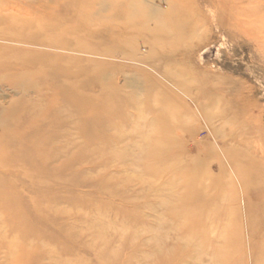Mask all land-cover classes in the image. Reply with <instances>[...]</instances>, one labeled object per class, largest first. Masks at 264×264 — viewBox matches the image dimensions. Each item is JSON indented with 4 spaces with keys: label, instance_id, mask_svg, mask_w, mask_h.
Masks as SVG:
<instances>
[{
    "label": "rangeland",
    "instance_id": "rangeland-1",
    "mask_svg": "<svg viewBox=\"0 0 264 264\" xmlns=\"http://www.w3.org/2000/svg\"><path fill=\"white\" fill-rule=\"evenodd\" d=\"M259 166L264 0H0V264H264Z\"/></svg>",
    "mask_w": 264,
    "mask_h": 264
},
{
    "label": "bare ground",
    "instance_id": "bare-ground-1",
    "mask_svg": "<svg viewBox=\"0 0 264 264\" xmlns=\"http://www.w3.org/2000/svg\"><path fill=\"white\" fill-rule=\"evenodd\" d=\"M92 15V14H91ZM97 17V16H96ZM207 52V50L204 52V53H206ZM6 60V59H5ZM28 75V74H27ZM24 76V75H23ZM41 76V75H40ZM38 77V76H37ZM26 78H29V77H26ZM41 78H42V76H41ZM20 81L21 80H23L24 78L23 77H19L18 78ZM29 80V79H28ZM18 83V82H17ZM35 83V82H34ZM49 83H52V80H49V81H47V79L45 80V77L42 79V80H40L39 82H38V87H36L37 88V94H39V95H41V93H42V89L44 88V87H48V85H49ZM31 85V84H30ZM43 87V88H42ZM64 91L63 90H61V93H62V95L64 94L63 93ZM60 93V94H61ZM258 143V142H257ZM6 145V144H5ZM11 156V155H10ZM15 163V162H14ZM16 165V164H15ZM17 166V165H16ZM254 175L257 177V178H260V179H262V181H263V184H260V186L257 188V191L256 192H260V191H264V168L263 167H261V166H259V167H256L255 169H254ZM245 177V176H244ZM261 181V180H260ZM187 184H188V186H189V188H191V186H193L190 182H187ZM188 188V189H189ZM113 191V190H112ZM185 191H186V189H185ZM193 192V194L195 193L196 194V192L195 191H192ZM200 195V194H199ZM184 204H186V206H187V208H186V206H185V210L186 211H184L183 213H182V215H188L189 217H187V219H189L191 216H193V215H195L196 213H198V214H200V211H201V208H202V206H201V204H194V202H184L183 203V205ZM261 206L263 207L264 206V199L262 200V202H261ZM188 211V212H187ZM175 215V217H176V223L171 227L173 230H176L177 232H178V230L180 229V227H182L183 229H182V234L183 235H185V236H190L191 237V240L190 241H186L187 239L186 238H184V244H182L183 246H178L177 244H175V245H172V249H170V251H169V258L170 259H168L166 256V258L165 259H161V261H160V263L159 264H171L172 262H174V263H172V264H178L177 263V261H178V259L179 258H181V259H183L184 257L182 256V255H180V254H178V252L179 251H182V249H183V247H184V249H183V251L184 250H187V246H189V247H191V245L193 246V254L191 255V257H189V258H192V259H194V263L196 262V264H201V261H202V259H203V256H204V250L203 249H201L202 248V246H204L205 244H207V242L209 241L208 240V236L206 235V233L204 234L203 232H201L200 233V228L201 227H206L207 226V224H206V221L205 220H201V219H197V220H194V221H192V222H187V223H184V224H179L178 223V221H179V219H180V217L182 216L181 214H178V213H176V214H174ZM262 222H263V224H264V218L262 219ZM175 231V237H174V239H175V241H176V239H177V237H178V235H177V232ZM167 237V236H166ZM165 239H167V238H165ZM160 240H162V239H160ZM164 240V239H163ZM164 241H166V240H164ZM191 244V245H190ZM186 247H185V246ZM262 245L264 246V240L262 241ZM171 246V245H170ZM226 246V245H225ZM168 255V254H167ZM224 255L225 254H222V255H220V257H222V258H224ZM109 257H111V256H109ZM227 255H225V258L227 259ZM225 258H224V260H225ZM258 258L259 257H257L256 258V264H260L259 263V261H258ZM177 260V261H176ZM203 262V261H202ZM204 263H207V262H204Z\"/></svg>",
    "mask_w": 264,
    "mask_h": 264
}]
</instances>
